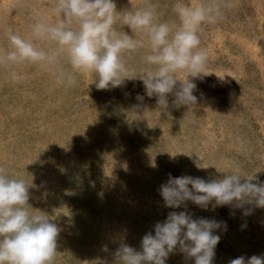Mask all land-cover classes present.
<instances>
[{
    "label": "rangeland",
    "instance_id": "obj_1",
    "mask_svg": "<svg viewBox=\"0 0 264 264\" xmlns=\"http://www.w3.org/2000/svg\"><path fill=\"white\" fill-rule=\"evenodd\" d=\"M117 11L153 5L160 22L179 24L173 7L205 0H114ZM222 15L199 31L208 62L196 84V105H169L147 96L138 77L120 87L97 89L95 73L80 72L77 84H58L51 70L28 62L0 66V166L29 186V210L60 229L53 264H115L121 244L141 251L145 234L170 212L224 222L213 264L264 256V208L230 205L207 210L164 206L158 189L169 175L206 181L238 170L264 182V0H216ZM55 0H0V52L11 50L7 33L48 50L55 44L33 36L39 20L55 23ZM125 31L147 40L139 32ZM148 49L125 53L139 75L152 66ZM65 75L73 74L61 55ZM15 73L19 79L13 80ZM233 77V78H232ZM186 74L178 73L177 79ZM235 78V79H234ZM238 81V82H237ZM179 84V82H178ZM142 97V99H139ZM134 106H139L134 112ZM199 165L200 167H198ZM191 187V186H189ZM42 212V213H41ZM166 264H195L179 249Z\"/></svg>",
    "mask_w": 264,
    "mask_h": 264
},
{
    "label": "clouds",
    "instance_id": "obj_2",
    "mask_svg": "<svg viewBox=\"0 0 264 264\" xmlns=\"http://www.w3.org/2000/svg\"><path fill=\"white\" fill-rule=\"evenodd\" d=\"M52 11L57 17L55 23L39 20L31 27L35 38L56 47L45 50L32 40L8 32L11 50L0 52V66L37 64L51 70L56 82L67 87L77 84L74 73L80 72L95 73L97 89L120 87L125 80L138 77L147 96L157 97L161 110L168 108L169 94L174 95L177 106L196 105L197 97L193 93L197 86L189 78L208 75L205 74L207 52L199 47L198 33L202 25L214 24L221 17L216 0L194 6L176 3L173 11L178 25L160 22L150 4L135 11H117L114 0H55ZM117 25L142 33L147 40L118 31ZM140 49H148L142 59L152 67L134 75L124 54ZM61 55L66 56L73 74L65 75ZM181 72L186 74L185 79H177ZM19 78L12 74L13 80ZM138 107L134 106V112ZM252 180L244 179L238 170L209 181L169 175L158 192L168 208H186V202L191 201L207 210L214 201L213 209L230 205L245 209L243 214L247 216L253 208H245L246 205L264 208V182ZM28 188L24 179L10 178L0 166V264H53L55 260L60 229L46 215L29 210ZM221 224L226 230L224 222L194 219L186 211H172L166 220L155 224V235L148 232L143 236L141 251L121 244L115 253V264H166L169 254L177 248L186 257L194 258L195 264H213L220 241L214 232ZM228 264H264V256L252 255L247 259L239 256Z\"/></svg>",
    "mask_w": 264,
    "mask_h": 264
}]
</instances>
